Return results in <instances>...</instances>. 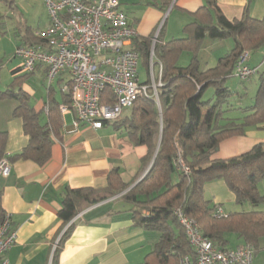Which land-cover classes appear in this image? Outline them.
Returning a JSON list of instances; mask_svg holds the SVG:
<instances>
[{"label":"trees","instance_id":"1","mask_svg":"<svg viewBox=\"0 0 264 264\" xmlns=\"http://www.w3.org/2000/svg\"><path fill=\"white\" fill-rule=\"evenodd\" d=\"M0 1L11 10L15 8L14 0ZM204 1L205 6L194 14V22L186 25L185 38L164 44L161 42L162 27L154 47L153 38L134 40L133 50L140 53L148 70L152 50L163 66L159 104L152 96L139 98L124 118L113 122L117 128H126L136 145L148 148L143 163L153 162L140 183L122 196L134 206L132 218L135 223L161 235L154 250L141 264H179L182 257L193 254L175 215L178 208L197 221L203 236L220 248L229 245V235L237 236L242 244H253L256 251L264 240V212L259 209L264 197L258 187L264 181V144L228 160L213 159L224 140L244 135L250 127L264 128V68L261 73L259 71V89L251 106L233 108L230 103L233 93L227 86L229 79L235 78L236 65L245 52L264 50V16L261 19L251 16L249 4L253 0H248L242 18L235 20L224 16L216 0ZM170 5L171 0H168L163 8ZM3 18L0 14V20ZM206 39H232L234 46L218 59L214 67L203 70L199 53ZM20 41L25 46L47 47V42L36 37L29 26L24 27ZM184 53L191 54L187 66L179 65ZM14 88L12 84L9 90L0 92V100L11 99L18 103L14 114L22 119L29 141L21 153L6 158L7 134L0 133V162L6 159L13 164L30 160L44 165L51 158L55 139H61L63 120L60 105L71 107V101L64 94L61 99L55 97V90L51 88L47 120L42 124L41 115L35 112L29 96ZM103 101H115L110 90L105 91ZM235 110L244 113L239 121L228 117ZM179 158L190 169L189 174L180 171ZM216 180L226 183L237 205L249 203L253 210L216 218L219 206H213L205 197L206 185ZM127 190L116 170L110 172L106 188H67L58 213L65 232L57 244L52 264H58L59 250L73 233L76 217Z\"/></svg>","mask_w":264,"mask_h":264},{"label":"crops","instance_id":"2","mask_svg":"<svg viewBox=\"0 0 264 264\" xmlns=\"http://www.w3.org/2000/svg\"><path fill=\"white\" fill-rule=\"evenodd\" d=\"M166 1L119 0L120 10L136 28L138 39H154L162 23V43L185 38L186 25L194 22V14L206 4L204 0H171V5L163 8ZM216 1L218 8L229 20L241 19L248 7V0ZM249 11L253 18H263L264 0H253L249 4ZM17 20L15 30L6 24L11 37L0 28V92L9 90L14 84L15 91L22 90L29 96L32 107L41 115L44 124L48 114L49 90L54 89V96L61 99L64 95L60 88L68 76L63 74L49 85L47 67L44 65L38 66L30 74L16 72L21 59L15 57V51L21 45V36L27 26L20 19ZM48 25L49 22L43 28L33 29L34 33ZM133 47L132 43L130 48ZM216 47L202 45L199 53L201 69L214 67L218 59L223 57L216 52L214 54ZM186 54H189V61H183ZM263 55V49L249 52L248 64L260 70L264 66ZM8 57L7 64L2 68ZM190 59L191 54L184 53L179 65L187 66ZM155 62L158 70L161 63L156 58ZM4 69L10 73L5 80L2 75ZM257 86L259 75L255 83ZM17 107L18 103L14 100H0V133L7 134L6 158L21 153L29 141L23 130L22 119L14 114ZM128 113L124 112L123 118ZM61 116L62 135L61 139H55L50 160L44 165L30 160L17 161L11 164L10 176L0 178V216L5 212L11 213L13 227L18 232L16 245L7 253L10 264H52L55 247L65 232L58 216L65 190L106 188L112 170L118 171L120 180L128 190L87 209L75 218V229L59 250L58 264L143 263L161 235L138 226L132 218L133 204L122 199V196L137 186L148 172L151 164L143 163L148 148L136 145L126 128H117L113 123L94 129L88 125L76 126L73 112H61ZM228 117L239 121L244 113L235 110ZM258 144H264V128L250 127L244 135L224 140L213 159L228 160L251 151ZM205 197L213 206L236 204L235 196L223 180L208 183ZM234 238L236 244L231 245L229 241L225 248L243 245L237 236Z\"/></svg>","mask_w":264,"mask_h":264},{"label":"built area","instance_id":"3","mask_svg":"<svg viewBox=\"0 0 264 264\" xmlns=\"http://www.w3.org/2000/svg\"><path fill=\"white\" fill-rule=\"evenodd\" d=\"M44 4L49 25L36 31V37L47 42V47L19 46L15 57L21 59L17 71L33 73L38 66L47 67V82L51 85L59 76L68 79L61 85V92L71 101V107L61 105L62 113L73 112L76 126L88 125L94 129L106 123L119 121L126 110L142 97L156 99L161 88L163 66H155L154 52L150 55V84L139 79L140 53L130 48L139 35L125 13L120 10L119 0H41ZM163 23L160 26V31ZM153 39V47L158 42ZM245 52L239 59L234 76L248 82L259 74V68L248 64ZM158 76V81L156 77ZM110 90L113 103H105L103 96ZM181 172L190 169L179 158ZM11 173V164L0 162V178ZM193 250L192 255L182 257L179 264H254L256 249L250 244L235 248H220L203 236L200 225L182 210H175ZM215 217H227L217 207ZM17 230L13 227L12 214L5 212L0 218V264H10L7 253L17 243ZM57 246L55 247L56 250Z\"/></svg>","mask_w":264,"mask_h":264},{"label":"rangeland","instance_id":"4","mask_svg":"<svg viewBox=\"0 0 264 264\" xmlns=\"http://www.w3.org/2000/svg\"><path fill=\"white\" fill-rule=\"evenodd\" d=\"M14 1H15L14 3L15 8L13 10L9 9L3 1H0V14L4 16V18L0 20V28H3L2 30H6L7 34H9V37H11V33L9 29H7L6 24H9L15 30L16 26L18 25L17 18L20 19L19 20L20 22H24L27 26H32V29L34 30L43 28L49 22L47 10L44 4L41 2V0H14ZM214 43H220V44L217 45ZM203 44L205 46L208 45H215V47L218 46L215 48L214 54L216 52V54H218V56L220 57L224 56L225 54H228L233 49L234 46L232 39L224 40V41H212L206 39ZM202 55L205 57L204 54ZM249 57L247 59V62L249 60ZM8 59L9 57L6 58L7 61H5L2 68L5 67V64H7ZM186 59L189 61V54L188 55L186 54L184 56L183 61H186ZM263 68L262 67L260 68L259 70L260 73L262 72ZM2 75H3V80H5L6 78H8L7 76H9L10 73L7 72L6 69H4ZM258 75L254 76L253 77L254 79L252 78L253 80L252 82L251 80L248 82H241L237 78H233V77L229 79L227 86L231 89L233 93V96L230 100L231 106L233 108H239L240 106L247 107L254 104V98L259 89L258 86L255 87V83L258 81ZM139 78L141 82H147V81L152 82L149 76V70L144 64L140 65ZM248 87L249 89L247 91ZM209 94L211 95L212 92L210 91ZM125 113H128V110H126ZM258 187H259L260 195L264 197V181L260 182ZM222 207L221 208L224 210L225 213H227V215L230 213L249 212L253 210V207L249 203H246L244 205L229 204V205H224ZM259 209L260 211L264 212V202L261 204ZM234 236L235 235L227 236L231 245L236 244ZM250 245L254 246L253 244ZM255 264H264V240L261 242L259 249L257 250Z\"/></svg>","mask_w":264,"mask_h":264},{"label":"water","instance_id":"5","mask_svg":"<svg viewBox=\"0 0 264 264\" xmlns=\"http://www.w3.org/2000/svg\"><path fill=\"white\" fill-rule=\"evenodd\" d=\"M155 158V157H154ZM152 164H153V162L151 163V165H150V167H149V170H148V172L146 173V175L149 173V171L151 170V168H152ZM145 175V176H146Z\"/></svg>","mask_w":264,"mask_h":264}]
</instances>
